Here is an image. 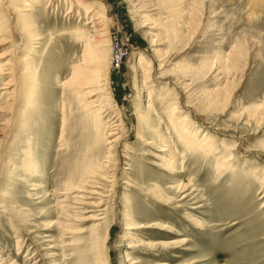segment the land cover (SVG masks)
Returning a JSON list of instances; mask_svg holds the SVG:
<instances>
[{"label": "rangeland", "instance_id": "1", "mask_svg": "<svg viewBox=\"0 0 264 264\" xmlns=\"http://www.w3.org/2000/svg\"><path fill=\"white\" fill-rule=\"evenodd\" d=\"M98 1L105 6L94 15L112 19L102 36L76 0H36L22 13L24 31L11 11L0 14V258L264 264V0H195L192 20L164 0ZM11 2L20 12L27 3ZM89 43L106 55L104 69L89 58ZM76 68L82 76L73 78ZM239 116L248 128L227 122ZM175 117L214 137L211 152L189 153ZM115 125L125 137L118 155L106 139ZM220 141L240 148L230 171L217 173ZM166 147L185 157L172 171ZM78 162L114 172L96 185L104 212L82 216L67 233L57 209ZM180 182L192 192L184 200Z\"/></svg>", "mask_w": 264, "mask_h": 264}, {"label": "bare ground", "instance_id": "2", "mask_svg": "<svg viewBox=\"0 0 264 264\" xmlns=\"http://www.w3.org/2000/svg\"><path fill=\"white\" fill-rule=\"evenodd\" d=\"M11 1H13V0H1V2H0V14H2V12L5 10L11 11L15 15V18L18 19V21L21 24V25L19 24L22 28L20 30H23L24 26L26 25L24 23L28 17L26 15H23L22 13L25 14L26 12H32L33 11L32 9H33V6H35L34 4L36 3V0H26L27 3L23 4L24 10L22 12H20V10L16 9V7H13L14 5L12 4ZM49 1L54 2L56 0H49ZM164 1H168L169 3H171V5H173L175 7L179 18L180 17H182V19L185 18L184 17V16H186V13L184 12L185 10H188V12L192 15V18L190 17L189 20L196 18V15L198 14V11H197L198 9L193 6L195 3V0H191V1L190 0L189 1L188 0H164ZM24 2H25V0H24ZM255 2H257V1H255ZM6 4H7V6L5 7ZM196 4H197V2H196ZM80 5H82L88 11L89 16H90V19H89L90 24L92 26V29L95 30V34L98 36H102L104 34V31H103L104 25L102 26L101 24H103V22L105 20H112V19L111 18L108 19L105 16V12H103V11H101V12H103L101 14V16H98V15L95 16L93 11L96 7L98 9L102 10L101 6H105V5L103 3H100L98 0H88L86 2H83L82 0H76L75 6L80 8L79 7ZM186 5H187V8H186ZM103 9H105V8H103ZM8 11H7V14H8ZM11 12H10V14H11ZM5 13H6V11H5ZM91 14H92V16H91ZM193 16H195V17L193 18ZM189 20H186V21H189ZM90 42L92 43V41H90ZM91 43H89V44H91ZM97 43H100V42L98 41ZM88 46L91 47L89 49V53H88L89 58H92L93 61L97 60V66L98 65L104 66V64H106V62H105L106 61V58H105L106 55L104 54V52L101 53V51H99L100 49L98 50V48L96 47L97 45L92 46V44H91ZM91 61H90V63H92ZM104 68H105V66L103 67V69ZM7 71H9V70H7ZM95 71H96V69H95ZM98 73H100V72L98 71L97 75H98ZM7 74H8V72H7ZM76 75L82 76V73L79 71V69L77 70V68H76V72L73 75V78ZM143 77L144 76H141V78H143ZM79 79H80V77L77 78L76 81H78ZM94 79H91V80H94ZM98 81L100 82V80H98ZM86 85L87 84H85V86ZM7 88H10V87H6L3 90L7 91L8 90ZM10 94H12V93H9V95ZM20 103H22V102H20ZM26 104L28 105V103H26ZM85 105H88V104H85ZM17 107H18V105H17ZM25 107H27V106H25ZM26 110H28V107L26 108ZM223 113H224V111H221L220 116H222ZM173 116H176V115H173ZM175 119H176V117H175ZM176 121H177L176 122L177 124H175V126L173 128V132L177 136V139H179L181 141L182 145L187 149V151H189V153L191 152V154H193V152H195V150H201V151H205V152L210 151L211 152L213 145L217 142L214 137H212L210 134H208V132L207 133L203 132L198 127H195L194 123H191L190 121H188L187 117L186 118H179L178 117V119H176ZM243 121H244V119H242V116H239L234 121L230 120L227 122L230 123L231 126H234L235 128L238 129V126L247 127L250 124L249 122L244 123ZM94 126L96 128V125H94ZM96 130H99V128ZM250 130L253 131L254 134H256L259 131V127H254V128H251ZM95 132H97V131H95ZM158 137H160L163 142H167V134L163 130L158 132ZM124 138L125 137H123L122 133H121L120 125H115V126L111 127L108 130V133L106 135V139H108L107 145L111 146L109 151L111 152L112 151L111 148H113V151L115 152L116 155L120 154L118 151H119V149L123 148ZM109 139H111V141ZM89 142H91L92 146H93V141L89 140ZM220 144L223 147L224 141H220ZM14 146H16V144ZM13 147H12V149H13ZM14 148H16V147H14ZM166 148H167L166 151H163L164 153H166V156H167L165 164H166L167 168H169V171H172L173 170V164H174L175 160L177 158H181V160L179 159L180 165H181L183 163V160L185 157L182 156L181 154H180L181 156L178 155L173 148H170V147H166ZM223 148L224 149L221 151L220 158L217 161L218 164L215 166L217 173L221 172L222 170L230 171V168L233 166L234 159L237 156V153H236L238 151L237 148H240V147H238L236 145V146H233L232 148H229V147L227 148L226 146ZM8 149L10 150L11 146ZM27 153H28V150L24 152V155H26ZM110 157L111 156L108 155L106 158L109 159ZM88 163H90V164H88ZM88 163L78 162L77 165L75 164V166L72 169L74 171V177H73V175H72V177L75 178L74 180H76L73 182L75 184L68 182L69 180L66 181V186H65L66 189L61 194L64 198V201L62 203H60L59 208L57 207L58 208L57 211H58L59 223H60V226L62 225L61 229H62V231H63V229H65L64 231L67 233H72V232H70V229L73 227V224H77L78 222H80L82 220V218H81L82 216H84L86 214H90V213H92V214L95 213L96 214L95 216H97V214L100 215L105 210V209H101L102 205H100V204L102 203L101 202L102 196H101L100 192L98 191V187L96 185H97V182L100 181L101 179L109 178L108 174L110 172H114V170L108 171L110 164H108L106 166L100 165V167L97 166L98 167V169H97V168H95L94 165H93L94 167H92L91 162H88ZM170 174H172V173H170ZM260 182L264 183V175L261 177ZM186 186L188 187L189 184H187ZM186 186L181 184V182L177 184L176 189L182 191L180 193V194H182V197L180 199L184 200V199L190 197L192 194V192L189 194H185L186 193V191H185ZM178 197H179V195H178ZM95 202H97V203H95ZM262 208H264V205ZM3 213L5 214V212H3ZM170 234L177 235L175 232H170ZM184 244H185V241H183V240L177 244H164V243L145 244V243H142V244H139L137 246V248H141V249L146 248V249H152V250H163L165 248H170V247L178 248L180 246H184ZM129 247L130 246H127L126 248L129 249ZM130 248H132V247H130ZM174 257H175L174 255H171V258H174ZM6 260L7 259L0 258V264H10V263H7ZM128 264H131V263H128Z\"/></svg>", "mask_w": 264, "mask_h": 264}, {"label": "built area", "instance_id": "3", "mask_svg": "<svg viewBox=\"0 0 264 264\" xmlns=\"http://www.w3.org/2000/svg\"><path fill=\"white\" fill-rule=\"evenodd\" d=\"M113 65V64H112Z\"/></svg>", "mask_w": 264, "mask_h": 264}]
</instances>
